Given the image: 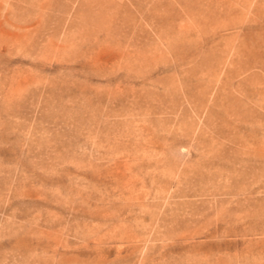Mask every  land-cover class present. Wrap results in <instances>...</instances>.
Instances as JSON below:
<instances>
[{
	"label": "rangeland",
	"instance_id": "rangeland-1",
	"mask_svg": "<svg viewBox=\"0 0 264 264\" xmlns=\"http://www.w3.org/2000/svg\"><path fill=\"white\" fill-rule=\"evenodd\" d=\"M0 264H264V0H0Z\"/></svg>",
	"mask_w": 264,
	"mask_h": 264
}]
</instances>
